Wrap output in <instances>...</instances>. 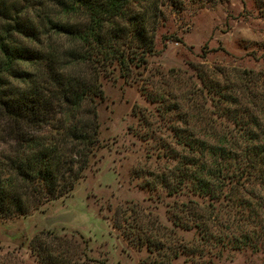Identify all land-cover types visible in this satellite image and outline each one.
Returning a JSON list of instances; mask_svg holds the SVG:
<instances>
[{
    "label": "trees",
    "instance_id": "16d2710c",
    "mask_svg": "<svg viewBox=\"0 0 264 264\" xmlns=\"http://www.w3.org/2000/svg\"><path fill=\"white\" fill-rule=\"evenodd\" d=\"M172 5L0 0V219L69 196L98 163L102 83H136ZM191 68L201 86L178 101L142 89L171 122L169 141L155 144L164 166L148 172L144 188L158 203L173 199L165 224L132 202L114 212V227L146 251L143 264H212L225 251L264 256V69L218 79ZM47 257L41 264H69Z\"/></svg>",
    "mask_w": 264,
    "mask_h": 264
},
{
    "label": "rangeland",
    "instance_id": "374dc122",
    "mask_svg": "<svg viewBox=\"0 0 264 264\" xmlns=\"http://www.w3.org/2000/svg\"><path fill=\"white\" fill-rule=\"evenodd\" d=\"M172 1L162 9L156 54L148 58L142 76L132 85L102 83L100 160L69 196L19 218L0 219V264L48 263V253L69 264H143L146 251H137L124 239L122 229L114 227V212L132 202L165 224V204L173 199L158 203L157 196L144 188L148 172L164 166L155 144L169 141L171 122L159 112V104L142 95V89L160 95L168 91L178 101L183 93L201 86L191 65L218 79L225 70L264 69V0ZM183 261L179 258L173 264ZM263 261L261 254L225 251L212 264Z\"/></svg>",
    "mask_w": 264,
    "mask_h": 264
}]
</instances>
